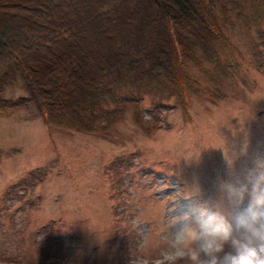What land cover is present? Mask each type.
Masks as SVG:
<instances>
[{
    "label": "rangeland",
    "instance_id": "rangeland-1",
    "mask_svg": "<svg viewBox=\"0 0 264 264\" xmlns=\"http://www.w3.org/2000/svg\"><path fill=\"white\" fill-rule=\"evenodd\" d=\"M248 73L255 86L241 99L193 96L189 121L172 109L150 136L127 114L114 142L49 126L29 107L0 114V264H185L172 219L227 209L221 182L264 157V74ZM40 168L34 185L17 184Z\"/></svg>",
    "mask_w": 264,
    "mask_h": 264
},
{
    "label": "trees",
    "instance_id": "trees-1",
    "mask_svg": "<svg viewBox=\"0 0 264 264\" xmlns=\"http://www.w3.org/2000/svg\"><path fill=\"white\" fill-rule=\"evenodd\" d=\"M250 68L264 74V0H0L1 115L114 142L129 114L150 136L172 109L189 121L193 96L241 99Z\"/></svg>",
    "mask_w": 264,
    "mask_h": 264
},
{
    "label": "clouds",
    "instance_id": "clouds-1",
    "mask_svg": "<svg viewBox=\"0 0 264 264\" xmlns=\"http://www.w3.org/2000/svg\"><path fill=\"white\" fill-rule=\"evenodd\" d=\"M220 190L227 209L205 206L194 218L172 219L181 224L177 253L185 264H264V157L253 160L244 180L223 181Z\"/></svg>",
    "mask_w": 264,
    "mask_h": 264
}]
</instances>
